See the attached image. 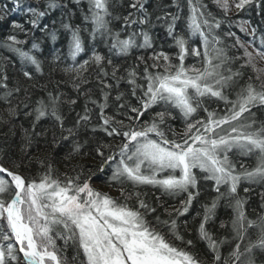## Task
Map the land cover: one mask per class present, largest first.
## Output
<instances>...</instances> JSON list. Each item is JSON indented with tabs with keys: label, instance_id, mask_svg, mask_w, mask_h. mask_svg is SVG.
I'll return each instance as SVG.
<instances>
[{
	"label": "snow or ice",
	"instance_id": "6c2138e0",
	"mask_svg": "<svg viewBox=\"0 0 264 264\" xmlns=\"http://www.w3.org/2000/svg\"><path fill=\"white\" fill-rule=\"evenodd\" d=\"M73 2L79 5L81 0L63 3L45 0L43 9L39 3L33 6L25 5L24 0H14L11 10L22 9L30 14L27 23L32 29L55 41L56 30L48 24L40 25L51 10L62 9L60 27L69 34V53L74 61L85 51L83 31H88L93 41L99 37L107 43L110 38V51L117 55H127L133 48L152 50L147 59L138 57L144 64L142 72L136 65L127 70L126 77L117 75L119 66L111 59L107 60V66L112 68L109 74L105 57L94 48L88 59L64 69L74 74L73 86L78 95H84L88 102L98 106V120L102 122L99 129L107 137L121 140L117 145L98 142L94 149L100 160L97 172L110 170L107 182L119 186L120 198L93 188L90 181L95 173L74 170L73 175L65 173L61 179L54 175L51 163L39 160L42 173L27 177L19 171V164L15 165L16 170L0 164V264H69L65 253L70 247L76 250L77 256H82L80 264H208L207 259H200L197 253L189 251L193 241L184 239L178 224V218L188 213L200 196L201 181L211 182L215 192L209 203L201 205L202 213H197L201 217L197 236L206 242L211 264H257L258 260L264 264V192L260 193L261 211L254 219L246 209L253 186L264 187V118H261L264 116V69L256 66L258 59L264 60V48L254 47L249 51V45L229 31L226 35L235 38L232 47L243 49L242 56H230L220 46L221 38L214 34L221 27V21L206 12L203 0H187L186 34L176 31L181 20L180 0L170 3L129 0L130 10L126 15L115 14L118 0H87L88 11L83 19L90 22V30L71 23L74 13L69 5ZM149 3L153 4L151 10ZM213 3L226 17L231 7L238 11L246 6L260 7L264 0H232L231 4L229 0H213ZM172 6L176 12L168 10ZM9 11L7 3L0 4V21ZM114 20L122 21V29L127 32L124 38L111 26ZM161 24L177 48L174 57L154 49L152 30ZM11 27L28 35L24 25L15 20ZM239 27L249 35L256 32L254 27L249 32V21L241 22ZM197 35L203 50L189 47L191 37ZM24 43L16 34H10L3 47L40 71L37 57L20 47ZM37 47V43L32 44L33 49ZM188 55L198 57V63L186 66ZM174 59L179 62L174 63ZM241 59L244 63L234 70ZM93 64L99 68L97 78L103 97L100 104L92 100L90 93L81 91V85L87 83L83 74ZM245 67H251L255 77L248 76L245 81ZM23 76L32 79L30 71H24ZM109 76L117 87L121 80L127 79L135 105L126 99L124 92H118L113 102L117 111L106 112L114 87L107 82ZM7 79L6 74L0 77V87L8 89ZM21 90L20 87L8 90L0 98V103L8 104L5 112L9 119L3 120L0 115L4 123L19 115V103L12 106L10 97ZM23 91L27 97V89ZM48 97L47 103L38 101L37 107L25 112L32 118V125L31 130L25 129L24 144H30L31 137L42 134L35 129L46 116L54 119L62 133L68 132L61 139L75 136L74 128H64L61 95L50 92ZM68 103L75 104L76 100L70 99ZM155 108L160 110L153 111ZM148 113H151L149 119H143ZM177 116L184 124L181 133L169 124ZM90 121L91 112L86 104L83 115L77 114L75 128H86ZM53 142H57L55 137ZM82 147L76 142L73 151L79 153ZM236 157L254 159V164L240 163ZM245 184L248 186L244 187ZM143 187L154 188L162 195L182 196L180 206L166 213L168 219L155 216V221H150L148 216L154 215L157 207L148 202L147 193L138 190ZM159 199L157 196L156 200ZM222 201L231 209L232 216L228 223L221 222L220 227L228 229L230 234L217 238L208 230V224L215 219ZM173 241H179L183 247ZM225 246L230 248L227 255L223 252Z\"/></svg>",
	"mask_w": 264,
	"mask_h": 264
},
{
	"label": "trees",
	"instance_id": "16d2710c",
	"mask_svg": "<svg viewBox=\"0 0 264 264\" xmlns=\"http://www.w3.org/2000/svg\"><path fill=\"white\" fill-rule=\"evenodd\" d=\"M64 0H60L63 3ZM165 3H170L171 0H164ZM7 3L10 11L4 20L0 21V77L7 75L8 89L0 87V98H2L6 91L12 90L16 87H20L22 90L20 93H14L10 97L12 106H16L19 103V115L13 116L9 123H4L3 120H8L9 117L5 112L8 107L6 103H0V115L3 116V120H0V164L11 170H16L15 165L19 164V171L27 177H38L43 168L39 163V160H45L52 164L54 168V175L63 179L65 173L69 175L76 172L83 171L85 174L95 173L90 183L99 185L101 192L107 193L114 198H120V188L116 184H109L107 178L110 176V170L106 169L103 173L97 172L96 166L99 165L100 160L95 156L94 149L98 142L104 144L117 145L121 143L119 138L107 137L103 133L98 125L102 123L98 120L99 108L96 105L88 102L84 95H78L76 89L73 86V73L65 72L64 69L69 66L81 63L83 60L88 59L91 56L92 49L94 48L97 52L105 57V66L109 74L112 71L110 66H107V60L111 59L113 64L119 66L118 76L126 77V72L131 67L138 65V70L142 72L144 64L138 61V57H145L146 59L152 55L151 49L133 48L127 55H117L115 52L110 51V38L108 42H103L99 37L96 41H93L88 31H83L81 34L85 43V51L80 53L75 61L71 58L69 53V34L60 27V21L62 19V9L56 8L51 10L48 15L42 18L41 27L43 24H48L50 29L56 30L57 40L53 41L50 36H46L38 29H32V26L27 23L30 18V14L26 13L22 9L12 11L14 7V0H0V4ZM25 5L32 4L35 6L37 3L40 4L41 9L45 4V0H24ZM129 0H118V7L115 10V14L126 15L130 10L128 9ZM206 5V12L211 13L213 17L221 21V27L215 30V35L221 38V45L228 50L230 56H242L243 49L233 48L232 45L235 43L234 37H228L227 32L231 31L236 33V36L245 44L249 45V51L252 48H264V5L257 7L246 6L242 10H237L235 7H231L225 17L223 10L218 8L213 0H203ZM232 3V0H229ZM182 11L180 12L181 20L177 22L176 31L178 34H186V20L188 15L187 0H180ZM149 9L153 7L152 3H149ZM74 15L71 17V23L73 25H80L82 29L88 28L90 30V22H85L83 17L88 11L87 0H81L79 5L74 2L69 5ZM169 11L176 12L177 9L172 6L168 9ZM2 14V13H0ZM15 20L24 25V28L28 30V35L24 32H19L11 27V22ZM56 21L55 24L52 22ZM243 21H249L251 28H256L254 35L241 32L240 23ZM67 22V18H65ZM115 31H120L122 38L127 35V32L122 29V21H113L112 25ZM10 34H16L17 38L22 41H26L20 47L24 51H29L31 55L37 57L41 63L40 71H37L35 66L31 63L24 61L15 52L3 47V42L6 37ZM153 35V46L155 51H164L170 56H175L177 48L174 46V41L167 35L166 27L164 25H157L152 30ZM37 43L38 47L33 49L32 44ZM189 47H198L203 50L202 42L197 36H192L189 41ZM59 56L57 60L56 57ZM199 58L193 55L186 56L185 65H193L198 63ZM174 63H178V60H173ZM151 64V60H148ZM243 59L239 60L234 65V70L239 68L243 64ZM257 68L264 69V60H257ZM24 71H30L32 73V79L29 80L23 76ZM245 73V81L248 76L255 77L251 67H245L243 69ZM99 68L96 65L88 67L87 71L83 74L87 83L81 85V91L90 93L92 100H96L98 104L103 103V97L101 95V86L98 81ZM107 79L108 83L114 85L111 90L110 99L108 101V108L106 112L112 114L117 111L114 100L118 92H124L126 99L135 105L136 100L130 96V86L127 83V79L121 80L118 87L115 81L109 76ZM244 81H242L243 83ZM27 89V97L23 89ZM54 95H61L60 112L64 117V128H74L75 136H69L67 140L61 139V135L68 136L67 131L61 132V129L54 119L46 116L41 118L36 127L37 133L41 135L31 137L30 144H24L25 129L31 130L32 118L25 115V112H31L33 108L37 107L38 101L43 100L45 103L48 102V93ZM70 99L76 100L75 104H69ZM23 103H20V102ZM28 107L25 108L24 105ZM87 104L88 109L91 112V121L89 125L85 127L75 128V121L77 114L83 115L85 105ZM212 107H216L215 104ZM223 108V104L220 105ZM159 108L153 109V111H159ZM177 115L176 113H173ZM151 113L146 114L143 119H149ZM203 115V113H201ZM258 116L261 113H257ZM261 118H264L262 116ZM170 126L177 132L181 133L184 129L179 116L175 120L169 121ZM93 128L97 130L92 131ZM56 139V143L53 139ZM171 138V137H170ZM80 143L83 145L79 153L73 151L74 143ZM24 149L22 151L21 149ZM90 153V154H89ZM107 155V150H105ZM236 159L240 163L252 165L254 159L249 160L247 158ZM82 166V167H81ZM6 175V174H5ZM248 185H244L247 187ZM107 188L108 190H103ZM131 191V186H125ZM141 192L147 193L148 202L157 207V212L154 215H149L150 221H155V216H160L162 220L168 219L167 212H171L174 208L180 206V199L182 196L172 197L162 195L160 191L151 188L143 187L138 189ZM264 192V187L253 186V191L248 195V203L246 205L247 213L250 218H255L256 214L261 211V197L260 193ZM215 192L211 182L201 181L200 183V196L196 199L189 209V212L178 218V224L180 225V233L184 236L185 240L191 239L193 246L189 251L197 253L200 259H207L208 264H211V257L208 255L207 244L201 241L197 236V228L200 223L201 217L197 216L198 212L202 213L201 205L209 203ZM240 195L243 197V187L240 189ZM159 196L160 199L156 200ZM132 203H135L133 201ZM232 216L231 209L226 206L225 202H221L216 210V216L213 221L208 224V230L212 232L217 238L224 235H228V229H222L220 227L221 222L228 223ZM187 221V226H184V222ZM171 239V237H169ZM178 246L183 247L179 241H173ZM62 241H58V244H62ZM230 251L228 246H225L223 252L225 255ZM65 255L69 260V264H80L82 256H77L74 248H68ZM73 256H77L75 261L72 260ZM259 264V260L257 262Z\"/></svg>",
	"mask_w": 264,
	"mask_h": 264
},
{
	"label": "rangeland",
	"instance_id": "374dc122",
	"mask_svg": "<svg viewBox=\"0 0 264 264\" xmlns=\"http://www.w3.org/2000/svg\"><path fill=\"white\" fill-rule=\"evenodd\" d=\"M91 186L93 187V188H95V189H97L98 191H100L98 188H99V185H97V184H95V183H91ZM102 189L103 190H108L107 188H103L102 187Z\"/></svg>",
	"mask_w": 264,
	"mask_h": 264
}]
</instances>
